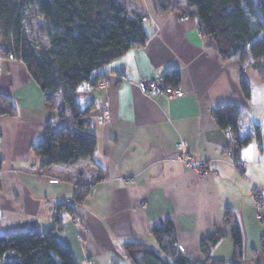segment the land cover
<instances>
[{
  "label": "crops",
  "instance_id": "crops-1",
  "mask_svg": "<svg viewBox=\"0 0 264 264\" xmlns=\"http://www.w3.org/2000/svg\"><path fill=\"white\" fill-rule=\"evenodd\" d=\"M121 1L132 15H144L149 38L98 71L104 88L85 83L78 89L83 103L94 106L93 162L99 168L81 161L41 169L32 148L47 123H60L59 112L46 106L22 61L2 56L7 42L0 35V95H7L16 110L0 116V235L53 231L77 264H131L124 253L127 243L164 255L150 231L169 220L182 254L199 262L209 257L231 263L230 231L236 224L243 242L237 263L264 264V205L254 196L257 189L264 194V150L256 140L244 147L239 171L229 155L230 134L212 116L215 107L233 102L263 128L264 77L253 68L243 70L236 59L222 60L214 39L201 34L195 10L184 2L169 0L170 9L161 11L152 0ZM170 70L179 72L183 97L149 98L138 88L140 81L163 82ZM241 76L251 87L249 100ZM182 141L194 160L206 163L208 177L178 161ZM89 186L87 197L76 203L78 192ZM215 231L224 235L205 255L201 242Z\"/></svg>",
  "mask_w": 264,
  "mask_h": 264
},
{
  "label": "trees",
  "instance_id": "trees-1",
  "mask_svg": "<svg viewBox=\"0 0 264 264\" xmlns=\"http://www.w3.org/2000/svg\"><path fill=\"white\" fill-rule=\"evenodd\" d=\"M161 11L170 9L169 0H152ZM195 10L202 35L212 37L222 60L236 59L243 70L253 68L264 77V0H180ZM33 9L34 13L30 14ZM41 17L48 29L49 49H39L27 37L26 22L30 15ZM0 35L7 46L5 58L22 61L45 96L46 106L59 112L60 123L46 124L42 139L33 146L40 167L74 166L90 161L97 142L91 133L93 103L84 104L77 92L91 83L98 88L104 82L98 71L122 57L134 47L144 46L148 34L144 15H132L121 0H0ZM163 83L177 87V70L167 71ZM240 87L246 99L251 87L245 77ZM11 99L0 95V116L15 115ZM212 116L217 126L232 137L233 159L239 161L241 150L253 140L264 150V128L252 115L230 102L215 107ZM69 119L74 129L63 126ZM99 168V167H97ZM93 186L77 194L81 203ZM227 218L230 214L227 213ZM56 218V224L59 223ZM151 234L164 255L138 243L124 245L131 264H238L243 255L242 235L234 224L230 236L234 248L231 263L207 258L194 261L176 247L175 231L169 220L154 225ZM215 231L201 242L203 254L209 255L223 237ZM264 254V235L261 238ZM8 259H4L6 255ZM0 264H77L71 250L61 244L53 231L30 230L0 235Z\"/></svg>",
  "mask_w": 264,
  "mask_h": 264
},
{
  "label": "built area",
  "instance_id": "built-area-1",
  "mask_svg": "<svg viewBox=\"0 0 264 264\" xmlns=\"http://www.w3.org/2000/svg\"><path fill=\"white\" fill-rule=\"evenodd\" d=\"M121 80H125V76H120ZM98 88L102 89L105 87V83L101 82L98 83ZM138 88L142 91L143 94H145L149 98H181L184 96V91L180 86L172 87L167 86L163 82H157L155 80H145L140 81L137 84ZM109 117V113L107 110H104L102 114V119L105 120ZM231 141L233 140L230 135ZM188 145L187 142L182 141L179 143V155H178V161L185 164L188 168H190L194 173H196L201 178H206L209 175V170L207 168L206 163L203 161H197L194 160L188 152ZM229 155L233 160V164L236 166V168L239 171H243V164L239 161H235L233 159L234 151L233 149H230ZM255 199L260 205H264V194L260 189H257L255 193Z\"/></svg>",
  "mask_w": 264,
  "mask_h": 264
},
{
  "label": "rangeland",
  "instance_id": "rangeland-1",
  "mask_svg": "<svg viewBox=\"0 0 264 264\" xmlns=\"http://www.w3.org/2000/svg\"><path fill=\"white\" fill-rule=\"evenodd\" d=\"M26 30L28 39H30L36 48L49 49L48 33L50 30L41 17L37 16L36 14L30 15L26 22ZM255 94L256 89L254 87V95ZM62 125L69 127L70 129H74L71 121L68 118L63 121ZM8 258L9 255L7 254L4 259ZM244 264H250V262H246Z\"/></svg>",
  "mask_w": 264,
  "mask_h": 264
}]
</instances>
